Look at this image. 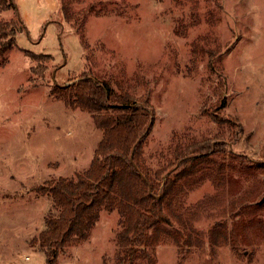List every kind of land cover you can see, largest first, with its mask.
Returning <instances> with one entry per match:
<instances>
[{"label":"rangeland","instance_id":"obj_1","mask_svg":"<svg viewBox=\"0 0 264 264\" xmlns=\"http://www.w3.org/2000/svg\"><path fill=\"white\" fill-rule=\"evenodd\" d=\"M13 1L15 11L0 13L8 47L0 54V264H45L38 236L46 217L62 214L46 184L109 176L114 139L104 116L75 96L84 80L153 110L140 151L153 173L150 154L179 162L202 138L264 162V0ZM15 12L22 28L5 39ZM227 118L242 129L232 144L218 122ZM226 151L188 159L169 188L167 174L154 175L161 216L143 236L151 258L133 264H264V171L241 170ZM111 195L114 208L102 207L55 264H115L119 235H132L136 220L129 198L138 197Z\"/></svg>","mask_w":264,"mask_h":264},{"label":"trees","instance_id":"obj_2","mask_svg":"<svg viewBox=\"0 0 264 264\" xmlns=\"http://www.w3.org/2000/svg\"><path fill=\"white\" fill-rule=\"evenodd\" d=\"M10 9L15 11L13 0H0V13ZM15 24L22 28L16 12L13 20L8 23V26L12 25L13 29L11 26L8 32L3 35L5 39H9L12 34L17 32ZM8 26L5 25L3 30L9 28ZM7 48L0 45V54H4ZM74 91L78 100L87 107L88 113L94 116L97 112L99 116L103 115L108 123L109 127L106 132L114 139V146L111 147L112 152L106 156L103 168L106 169L109 176L99 180L98 183L85 184L84 186L80 181L82 187L79 181L77 183L71 181L46 184L47 189H44V194L53 203V209L62 214L58 219L46 217L44 229L38 236L40 250L45 256V264H55L61 250L71 237L75 235L84 237L92 224L96 222L95 218L97 219L102 207L111 211L114 208L111 192L118 193L122 189H125L130 195L138 197L129 198L131 201L128 199L136 220L133 224L132 235L128 236V233L119 235L118 243L121 252L115 264H133L135 260L147 261L151 256L149 252L143 250L142 246L145 244L143 236L150 229L158 226L161 216L160 203L162 199L157 198L152 192L154 175L161 180L163 175L167 174L164 185L169 188L172 185L171 177L178 175L184 169L188 164V159L204 155L207 150L212 153L226 151V146L224 143L213 145L208 138H202L186 146L179 162L178 159L166 157L161 160L152 153L148 158L154 162L156 172L153 173L151 169L145 168L146 157L140 154L142 145L150 135L154 124L153 110L138 105L134 106L127 102L119 103L111 88L104 84L98 85L91 79L80 82ZM218 122L226 125L228 142L230 144L237 142L242 130L241 125L228 118L218 120ZM191 146L194 150L191 149ZM227 149L228 152H226L239 164L241 170L245 172H248L249 169L264 171V162L252 161L244 154L233 153L230 147ZM120 196H123L122 192ZM88 200L90 201L88 202ZM122 200L121 198L120 205L116 208L121 219L120 223L124 227L125 206L122 205ZM263 204L264 194L260 198L258 206ZM91 211L94 216L91 215ZM82 212L89 215L85 221L79 220V214Z\"/></svg>","mask_w":264,"mask_h":264},{"label":"water","instance_id":"obj_3","mask_svg":"<svg viewBox=\"0 0 264 264\" xmlns=\"http://www.w3.org/2000/svg\"><path fill=\"white\" fill-rule=\"evenodd\" d=\"M52 82H53L54 85H57L56 82H55V70L52 73Z\"/></svg>","mask_w":264,"mask_h":264}]
</instances>
